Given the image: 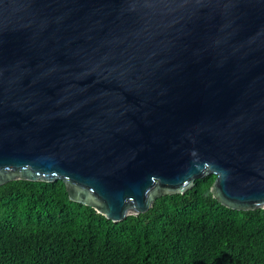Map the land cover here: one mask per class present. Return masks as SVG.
<instances>
[{
    "label": "water",
    "instance_id": "obj_1",
    "mask_svg": "<svg viewBox=\"0 0 264 264\" xmlns=\"http://www.w3.org/2000/svg\"><path fill=\"white\" fill-rule=\"evenodd\" d=\"M210 175L264 209V0H0V187L118 223Z\"/></svg>",
    "mask_w": 264,
    "mask_h": 264
},
{
    "label": "trees",
    "instance_id": "obj_2",
    "mask_svg": "<svg viewBox=\"0 0 264 264\" xmlns=\"http://www.w3.org/2000/svg\"><path fill=\"white\" fill-rule=\"evenodd\" d=\"M216 179L115 223L71 201L62 181L0 187V264H264V209L237 211Z\"/></svg>",
    "mask_w": 264,
    "mask_h": 264
}]
</instances>
